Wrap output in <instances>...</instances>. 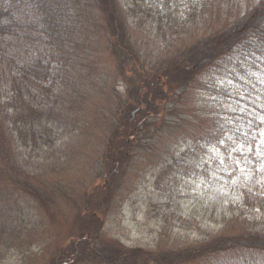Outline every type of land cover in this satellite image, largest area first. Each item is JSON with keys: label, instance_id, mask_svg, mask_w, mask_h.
<instances>
[{"label": "trees", "instance_id": "obj_1", "mask_svg": "<svg viewBox=\"0 0 264 264\" xmlns=\"http://www.w3.org/2000/svg\"><path fill=\"white\" fill-rule=\"evenodd\" d=\"M114 2L116 0H0V246L17 247L26 229L16 213L19 208L10 203V194L4 195L2 184L6 186V180L11 181L16 189L13 193L19 195L18 191H22L39 202V194L31 182L32 174L26 168V156L24 160L21 155L24 150H31L30 155L41 150L57 157L55 142L73 134L72 122H67L65 116L67 111L72 112L75 101L83 95H91L92 78L84 77V69H91L97 59L96 38L98 30L103 28L117 43V35H125L132 23L174 37L177 31L207 20L211 32L198 36L191 43L192 48L176 54L167 68L154 73L156 87L151 90V86L145 85L150 89L142 91L144 94L137 100L143 106L152 104V99L155 110L150 118L161 117L158 114L161 110L163 115L168 112L175 122L174 127L181 126L182 119L177 113L181 105L179 98L186 92L194 93L199 86L204 89L210 83L215 84V95L219 98L211 106L214 111L204 113L214 114L217 119L212 116L210 132L201 140H195L198 145L185 154V162H177L183 172L188 170L191 161L198 162L202 155L207 158L210 142L218 143L217 148L223 152L231 143L235 144L236 152L248 146V142L252 144L249 150L257 147L256 133L264 117V88L260 87L264 86V0L248 4L244 14L230 11L231 17H217L218 20L213 11H228L225 6L232 0H125L122 10ZM96 13L101 14L104 21L99 22ZM123 41L126 46L132 45L127 37ZM118 47L123 48L121 43ZM116 52L112 50V56L119 61L123 57ZM125 61L124 56L122 62H118V69L122 70ZM138 61L135 58L137 66ZM145 68L139 66L141 73L143 70L142 77H147ZM221 78L224 83H220ZM137 88L134 83L127 92L128 105L123 106L127 112H123L121 123L116 125L109 140L115 159L122 160L115 162L118 165L127 164V149H133L128 141L132 137L142 134L144 139H152L147 118L136 116V121L130 120L134 109L129 102ZM243 96L248 102L246 106L241 102ZM158 101L167 105L160 108L156 105ZM196 101H192V107L199 110L202 104ZM221 109L228 111L223 124L219 121L224 116L216 113ZM136 124L140 126L129 132ZM123 131L125 134L121 136ZM123 140L124 147H120ZM222 163L215 162L216 166ZM202 167L210 173V164L202 163ZM248 189L244 188L239 195L247 205L251 204ZM91 193L86 194L87 209L93 204ZM91 217L83 220L82 236L76 241L72 236L70 242L74 248L68 247L69 253L59 257L56 264H195L207 260L223 264H264V229H260L258 223L254 225L259 229L239 224L244 227L229 228L196 245L151 253L119 242L109 247L102 245V248L93 239L98 237L102 226L89 224ZM92 220L98 219L93 217ZM86 255L89 259H85ZM71 259L75 262H70Z\"/></svg>", "mask_w": 264, "mask_h": 264}, {"label": "rangeland", "instance_id": "obj_2", "mask_svg": "<svg viewBox=\"0 0 264 264\" xmlns=\"http://www.w3.org/2000/svg\"><path fill=\"white\" fill-rule=\"evenodd\" d=\"M232 1L225 6L228 11H213L215 20L228 18L230 11L244 14L248 4L251 6L260 0ZM124 2L116 0L114 5L122 10ZM95 18L104 21L101 14L96 13ZM128 26L125 35H117V43L112 41L114 36L107 33L106 28L98 30L97 59L91 69H84V77L92 78L91 95H83L72 104V112L67 111L65 120L72 122L73 134L55 142L57 157L41 150L31 155V150H24L21 155L24 160L26 156V168L32 174L31 182L39 194V202L22 191H18L19 195L13 193L16 189L11 181L6 180V186L2 184L4 195L10 194V203L19 208L16 213L26 229L17 247L0 246V264H56L59 257L69 253L68 247L74 248L70 242L72 236L75 241L82 236L80 227L89 216H92L89 224L102 226L98 237L93 238L97 244L109 247L119 242L151 253L196 245L229 228L240 230L243 225L264 229V117L258 125L255 150H249L252 144L248 142V146L236 152L235 144L231 143L223 152L217 148L218 143L210 142L207 158L202 155L198 162L189 160L188 170L183 172L177 162H185V154L198 145L195 140H201L210 132L212 116L217 119L214 114L204 113L213 112L211 106L219 98L215 95V84L210 83L204 89L199 86L194 93L181 94V105L177 108L181 126L174 127L175 122L168 112L163 115L161 110L158 111L161 117L150 118L155 110L152 99V104L143 106L137 100L142 91L150 89L145 85L151 86V90L156 87L154 73L167 68L176 54L192 48L191 43L198 36L211 32L207 20L177 31L174 37L149 26L142 28L141 24ZM125 37L132 45H124ZM120 43L123 48L118 47ZM112 50L119 51V54L116 52L118 56L127 59L122 70L118 69V62L123 58L116 61ZM135 58L140 60L139 66L153 73L145 68L147 77H142L143 70L141 73ZM214 75L216 77V73ZM221 82L224 83V79L221 78ZM134 83L138 88L129 102L134 109L130 120L136 121V116L147 118L153 134L148 140L142 134L132 137L130 142L127 139L133 149H127V164L118 165L115 162L122 160L115 159L109 140L116 125L121 123L123 112H127L123 106L128 105L126 95ZM158 85L164 87L162 82ZM193 100L202 104L199 110L192 107ZM241 102L244 106L248 103L244 96ZM156 105L161 108L167 104L158 101ZM225 108L229 110L227 105ZM216 113L224 116L219 121L223 124L228 111L221 109ZM138 126H131L129 132ZM124 134L125 131L121 136ZM124 140L120 147H124ZM217 160L223 163L216 166ZM202 163L210 164L209 174ZM244 188H249V205L239 196ZM87 193L93 195L89 209L85 208ZM93 217L98 220L94 222ZM256 223L259 228L254 225ZM223 263L207 260L195 264Z\"/></svg>", "mask_w": 264, "mask_h": 264}]
</instances>
